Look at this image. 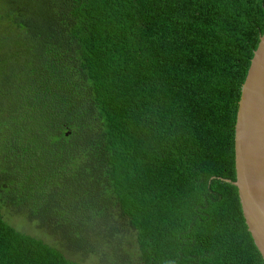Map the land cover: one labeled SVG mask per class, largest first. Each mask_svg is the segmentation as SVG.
<instances>
[{"label": "trees", "instance_id": "16d2710c", "mask_svg": "<svg viewBox=\"0 0 264 264\" xmlns=\"http://www.w3.org/2000/svg\"><path fill=\"white\" fill-rule=\"evenodd\" d=\"M263 32L264 0H0V264H264L222 179Z\"/></svg>", "mask_w": 264, "mask_h": 264}, {"label": "water", "instance_id": "95a60500", "mask_svg": "<svg viewBox=\"0 0 264 264\" xmlns=\"http://www.w3.org/2000/svg\"><path fill=\"white\" fill-rule=\"evenodd\" d=\"M236 180L239 197L255 244L264 258V32L254 51L235 125Z\"/></svg>", "mask_w": 264, "mask_h": 264}, {"label": "rangeland", "instance_id": "374dc122", "mask_svg": "<svg viewBox=\"0 0 264 264\" xmlns=\"http://www.w3.org/2000/svg\"><path fill=\"white\" fill-rule=\"evenodd\" d=\"M6 218L9 220V222L16 226L17 228L21 229L22 231L39 235L40 237H43L47 242H51L50 235L43 232L39 228H37L34 224L29 223L27 221L23 220V216L21 214H15V213H8L5 214ZM89 262V260L87 261ZM91 264V263H88Z\"/></svg>", "mask_w": 264, "mask_h": 264}]
</instances>
